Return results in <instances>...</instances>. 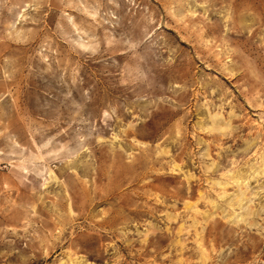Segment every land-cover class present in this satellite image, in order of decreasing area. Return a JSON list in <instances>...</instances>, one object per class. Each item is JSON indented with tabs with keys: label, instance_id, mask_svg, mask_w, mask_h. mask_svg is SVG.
<instances>
[{
	"label": "rangeland",
	"instance_id": "rangeland-1",
	"mask_svg": "<svg viewBox=\"0 0 264 264\" xmlns=\"http://www.w3.org/2000/svg\"><path fill=\"white\" fill-rule=\"evenodd\" d=\"M262 160L264 0H0V264H264Z\"/></svg>",
	"mask_w": 264,
	"mask_h": 264
},
{
	"label": "bare ground",
	"instance_id": "bare-ground-1",
	"mask_svg": "<svg viewBox=\"0 0 264 264\" xmlns=\"http://www.w3.org/2000/svg\"><path fill=\"white\" fill-rule=\"evenodd\" d=\"M229 116V115H228ZM210 117H212V127L213 128H217L219 129L218 127L220 126V122H222V118L220 115L218 114H213V115H210ZM223 117V116H222ZM229 118V117H228ZM227 121V120H226ZM230 121V120H229ZM225 122V121H224ZM226 123V122H225ZM232 123V122H231ZM228 125L230 126L231 124H229L228 122ZM227 125V126H228ZM223 126V125H222ZM229 128H232L231 126L228 127L227 129ZM222 129L223 131V128H220ZM224 129L225 128V125H224ZM226 129V131H227ZM232 130V129H230ZM220 131V132H222ZM233 131V130H232ZM211 132H214L211 130ZM216 132H219V131H216ZM222 134V133H221ZM222 136H224L222 134ZM225 137V136H224ZM231 137V136H230ZM254 171V170H253ZM255 172L256 174L258 175L259 173H264V160L261 161L260 165L255 169ZM238 173V172H237ZM241 173V172H240ZM253 173V172H252ZM232 174V173H231ZM246 174V172L244 173ZM230 175V174H229ZM253 176V175H252ZM231 177H233V182L235 183L236 185V193H233V194H226L225 191L223 189V191H221L220 195L223 197V196H226L225 197V205H228V206H236L237 208L241 209V213H234L233 214V220H245L247 217H250V216H253L254 215V212L253 209H250L249 208V202H251V198L250 196L247 195V191H248V178L250 177V174L248 175H245L244 177H241V175H232ZM224 185L222 186L224 188V186L227 184V181H225L223 183ZM244 186V189H242L241 187ZM251 195V194H250ZM218 206V205H217ZM255 208V207H254ZM258 209V208H257ZM232 212V211H231ZM231 214V213H230ZM259 214V213H258ZM231 222V221H229ZM245 222V221H244ZM252 222V221H251ZM250 222V223H251ZM253 237V235H252ZM256 242V241H255ZM254 242V243H255ZM253 245V243H252Z\"/></svg>",
	"mask_w": 264,
	"mask_h": 264
}]
</instances>
